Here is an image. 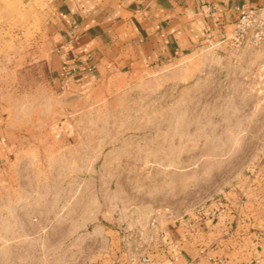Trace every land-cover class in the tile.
Listing matches in <instances>:
<instances>
[{
	"label": "rangeland",
	"instance_id": "rangeland-1",
	"mask_svg": "<svg viewBox=\"0 0 264 264\" xmlns=\"http://www.w3.org/2000/svg\"><path fill=\"white\" fill-rule=\"evenodd\" d=\"M45 46L37 16L15 5L0 30V112L18 139L16 157L36 162L10 167L13 200L23 195L21 173L61 175L64 196L73 194V178L95 177L91 194L121 203L116 210L123 214L111 225H121L128 238L121 264H132V256L153 257L156 235L199 215L247 178L264 176V43L199 48L165 65L114 76L86 94L54 85ZM60 118L74 121L78 133L74 143L56 147L45 130ZM256 190L243 192L241 200L261 206L264 221V190ZM16 209L0 212V225H14L0 229V264L98 263L82 258L100 251L84 238L99 221L75 241L57 244L38 215L24 229Z\"/></svg>",
	"mask_w": 264,
	"mask_h": 264
},
{
	"label": "crops",
	"instance_id": "crops-1",
	"mask_svg": "<svg viewBox=\"0 0 264 264\" xmlns=\"http://www.w3.org/2000/svg\"><path fill=\"white\" fill-rule=\"evenodd\" d=\"M17 4H24L39 20L40 35L46 40L41 52L54 85L86 94L105 86L114 76L165 65L199 48L234 49L228 38L242 8L262 7L264 0H0V30ZM77 133L74 121L68 118L53 121L45 130L49 143L56 147L74 143ZM17 142L0 112V212L17 208L24 229L32 228L38 215L41 229L50 228L48 236L57 244L60 239L75 241L89 224L99 221L84 238L100 251L87 253L82 259L97 264L126 262L127 235H123L121 225H111L116 214H123L116 210L121 203L111 196L97 199L91 194L95 177L73 178L69 186L73 194L64 196L65 187L58 184L64 181L61 175H38L42 177L38 179L21 173L23 195L13 200L16 191L9 185L16 177L10 167L36 162L16 157ZM34 181L40 182L38 187ZM255 182L258 185L252 186ZM256 189L264 190L263 175L247 178L199 215L174 223L162 237L156 235L153 263L264 264L263 208L249 199L241 200L243 192ZM121 219L116 218L123 222ZM11 224L4 222L0 229L10 230L14 228Z\"/></svg>",
	"mask_w": 264,
	"mask_h": 264
},
{
	"label": "built area",
	"instance_id": "built-area-1",
	"mask_svg": "<svg viewBox=\"0 0 264 264\" xmlns=\"http://www.w3.org/2000/svg\"><path fill=\"white\" fill-rule=\"evenodd\" d=\"M228 39L233 48L241 47L246 41H250L255 45L264 43V6L243 7L232 35ZM212 215H215V212H212ZM153 262L148 254L131 257L132 264H153Z\"/></svg>",
	"mask_w": 264,
	"mask_h": 264
}]
</instances>
